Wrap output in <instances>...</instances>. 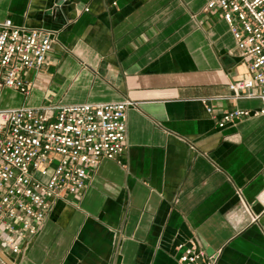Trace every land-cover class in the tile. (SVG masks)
I'll use <instances>...</instances> for the list:
<instances>
[{
    "label": "crops",
    "instance_id": "crops-1",
    "mask_svg": "<svg viewBox=\"0 0 264 264\" xmlns=\"http://www.w3.org/2000/svg\"><path fill=\"white\" fill-rule=\"evenodd\" d=\"M207 1L0 0V22L54 33L1 107L131 102L121 152L3 264H179L186 247L195 264H264L263 103L227 98L247 62ZM234 108L249 113L219 127Z\"/></svg>",
    "mask_w": 264,
    "mask_h": 264
},
{
    "label": "built area",
    "instance_id": "built-area-1",
    "mask_svg": "<svg viewBox=\"0 0 264 264\" xmlns=\"http://www.w3.org/2000/svg\"><path fill=\"white\" fill-rule=\"evenodd\" d=\"M205 9L220 14L247 62V75L229 80L227 98H257L264 113V0H208ZM53 41L50 30L17 25L9 18L1 21L0 91L10 88L26 94L25 72L45 63ZM130 105L120 100L0 106V249L22 253L52 200L78 193L101 158L121 152ZM248 113L231 109L217 125ZM200 256L186 247L178 262L195 264Z\"/></svg>",
    "mask_w": 264,
    "mask_h": 264
},
{
    "label": "water",
    "instance_id": "water-1",
    "mask_svg": "<svg viewBox=\"0 0 264 264\" xmlns=\"http://www.w3.org/2000/svg\"><path fill=\"white\" fill-rule=\"evenodd\" d=\"M0 256H2L3 257V255H2V253L0 252Z\"/></svg>",
    "mask_w": 264,
    "mask_h": 264
}]
</instances>
